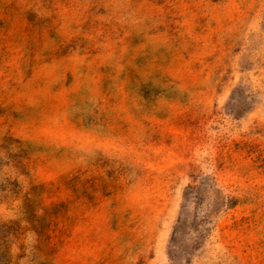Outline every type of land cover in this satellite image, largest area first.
Masks as SVG:
<instances>
[{
    "label": "rangeland",
    "instance_id": "374dc122",
    "mask_svg": "<svg viewBox=\"0 0 264 264\" xmlns=\"http://www.w3.org/2000/svg\"><path fill=\"white\" fill-rule=\"evenodd\" d=\"M0 264H264V0H0Z\"/></svg>",
    "mask_w": 264,
    "mask_h": 264
}]
</instances>
